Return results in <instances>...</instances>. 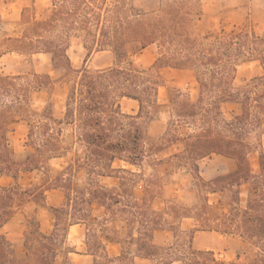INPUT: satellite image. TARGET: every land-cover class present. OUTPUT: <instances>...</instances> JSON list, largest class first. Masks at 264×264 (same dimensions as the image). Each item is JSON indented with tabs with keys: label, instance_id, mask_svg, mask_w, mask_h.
Here are the masks:
<instances>
[{
	"label": "trees",
	"instance_id": "trees-1",
	"mask_svg": "<svg viewBox=\"0 0 264 264\" xmlns=\"http://www.w3.org/2000/svg\"><path fill=\"white\" fill-rule=\"evenodd\" d=\"M111 2L73 0V11L64 12L60 5L30 32L1 42L0 55L48 53L57 76L33 70L0 73V175L15 181L0 187V264H61L74 224L84 225L93 264H136V257L171 264L152 239L168 218H193L199 229L237 242L233 261L190 248L186 264H264V32L256 34L250 25L203 31L200 0H166L143 11H132L125 0ZM61 20L85 31L88 52L111 51L112 63L74 68L67 55L71 35L53 31ZM149 46L156 48L154 61L147 70L135 68L131 56ZM251 61L259 63L261 75L236 85V67ZM171 70L191 74L198 87L195 100L171 83ZM163 85L166 101L160 102ZM42 93L44 105L38 109L34 103ZM123 99L136 101L137 111H122ZM221 103H235L239 111L227 119ZM161 116L166 126L157 134L152 123ZM19 121L26 123L27 140L24 156L17 158L9 133ZM175 146L180 147L158 157ZM65 154L70 155L66 164L51 173L48 161ZM212 154L230 158L234 167L204 180L198 162ZM161 166L194 172L196 203L180 207L153 201L156 183L148 170ZM32 171L38 180L21 187L18 174ZM105 176L118 178L120 190L101 184ZM137 176H147L140 201L126 187ZM47 190L57 192L55 205H46ZM208 194H217V201L209 203ZM27 201L44 208L49 228L41 231L36 216H26L24 256L19 258L2 229ZM109 244L118 246L116 254L108 252Z\"/></svg>",
	"mask_w": 264,
	"mask_h": 264
},
{
	"label": "rangeland",
	"instance_id": "rangeland-1",
	"mask_svg": "<svg viewBox=\"0 0 264 264\" xmlns=\"http://www.w3.org/2000/svg\"><path fill=\"white\" fill-rule=\"evenodd\" d=\"M63 1V2H60ZM73 0H0V22L2 20H10L16 22L15 34H25L31 31L32 27L38 22L51 17L57 7L61 5L64 12L73 11ZM99 3L105 2V6H110L112 0H95ZM166 0H125L128 7L132 11H143L151 3L153 5L164 3ZM201 15L199 23L205 30H219L221 28H231L232 26L250 25L256 34L264 32V0H200ZM55 5H57L55 7ZM60 9V10H61ZM67 18L69 15L63 14ZM5 27V26H3ZM53 31L60 35H71L70 48L67 50L68 55L73 57L71 65L74 68H81L85 65L89 69H96L107 66L113 61V54L109 50L92 49L87 51L84 48V42L87 41L85 31L79 29L77 25H72L66 20H61L53 26ZM3 33L0 34V45L4 39ZM89 47L92 44H88ZM2 51V46H0ZM156 56L155 46L139 51L131 56V64L140 70H147L152 64ZM27 55L17 54L15 52H6L0 58V73L15 74L19 72H27L28 61ZM50 55H48L49 59ZM35 70L46 71L52 78L57 73L52 70L51 64L37 63L38 57L34 56ZM262 68L257 61L241 63L236 67L235 84L241 85L248 83L253 77L259 76ZM171 83L186 93L192 100L196 99L198 87L191 74L179 70H171L169 73ZM167 86L163 85L158 89V98L160 102L166 101ZM45 93L34 105L41 109L44 105ZM124 112L135 113L137 111V103L132 100L123 99L120 103ZM222 114L229 119L239 111V106L235 103H221ZM55 113L61 115L59 103H56ZM166 126V118L161 116L152 123V128L157 134H161ZM184 132V131H183ZM10 142L16 157L25 154V142L27 140V126L23 121H19L14 131L9 133ZM262 145L264 146V136L262 137ZM180 146H175L171 150L158 157L168 155L171 151H175ZM70 155L51 159L48 161V169L51 173L60 170L69 159ZM250 163L252 167L256 166V153L250 154ZM122 166L130 168L134 172H138V167L127 163H121ZM234 167L231 159L212 154L203 158L198 162L199 175L204 180H209L218 174L230 171ZM153 175L156 183L153 191V201L159 205L175 204L180 207L190 206L197 202L196 192L194 189L195 179L192 177L193 171L189 168L181 166L176 169H170L167 166H161L157 169L148 170ZM118 175H122L119 173ZM144 178L147 176L134 177V181H129L126 185L127 189L133 192L134 200L140 201L145 195ZM38 180V173L20 172L17 177V183L21 187L31 185ZM11 176L0 175V187H6L14 184ZM101 184L115 191H119V179L111 176L102 177ZM47 200L52 203L55 193H48ZM209 203L217 201V194L207 195ZM34 205L28 202L23 206L12 221L3 227L5 238L11 244L15 256H24V246L22 231L26 225L25 217L33 214ZM95 212H93L94 214ZM37 217L40 221L42 231H47L49 223L46 211L42 208L37 209ZM204 231V232H202ZM84 225L78 224L69 228L65 247L69 252L61 258V264H93V258L87 254L84 244ZM154 242L159 246V255L170 260L171 264H186V260L190 255V248L208 250L213 253L215 259L219 261H233L236 258L237 242L227 235L219 232L201 230L199 223L193 218L172 219L168 218L167 225L164 229L154 233ZM110 254H116L118 246L109 244L107 246ZM157 262L156 259H136V264H152Z\"/></svg>",
	"mask_w": 264,
	"mask_h": 264
},
{
	"label": "crops",
	"instance_id": "crops-1",
	"mask_svg": "<svg viewBox=\"0 0 264 264\" xmlns=\"http://www.w3.org/2000/svg\"><path fill=\"white\" fill-rule=\"evenodd\" d=\"M3 26H5V27H3ZM16 26H17V23L16 22H11L10 20H2L1 22H0V34H2L3 33V35L4 36H12V35H15V30H16ZM70 48V47H69ZM68 48V49H69ZM67 49V50H68ZM146 49V48H145ZM144 50V49H143ZM4 54L5 53H3V54H1L0 55V58L1 57H3L4 56ZM48 53H43V52H38V53H34V54H31V55H27L28 57H27V61H28V63H29V65H28V70H27V72H30L31 70H33V71H35V72H42V73H47L46 71H37V70H35V60L33 59V57L34 56H36V57H38V61H37V63H42V64H51V60H50V57H49V59H48ZM67 55H68V53H67ZM68 57H69V60H70V63H72V60H73V57H72V60H71V57L68 55ZM85 66V65H84ZM52 67V66H51ZM53 70V69H52ZM27 72H19V73H27ZM19 73H15V74H19ZM133 101V100H132ZM134 102H136V101H134ZM137 103V102H136ZM137 107H138V104H137ZM172 152V151H171ZM170 152V153H171ZM24 156V155H23ZM23 156H20V157H23ZM222 156V155H221ZM16 157V156H15ZM20 157H17V158H20ZM225 157V156H224ZM230 159V158H229ZM16 182H17V180H16ZM15 183V182H14ZM52 192H54L55 193V196H54V200H53V202L52 203H49L48 202V200H47V194L48 193H52ZM56 198H57V192L56 191H54V190H47L46 192H45V200H46V205H48V206H50V205H55L56 204ZM28 202H31L35 207H34V209H33V211H32V213L36 216V218H37V220L39 221V219H38V217H37V209L38 208H42V209H44L43 207H41V206H38V205H36L34 202H32V201H27L23 206H25ZM22 206V207H23ZM18 213V212H17ZM16 213V214H17ZM16 214L14 215V216H16ZM14 218V217H13ZM12 218V219H13ZM12 219H11V221H12ZM47 220H48V217H47ZM11 221H9L7 224H5L4 226H7ZM49 223V222H48ZM39 224H40V221H39ZM75 225H78V224H74V225H71L70 227H72V226H75ZM3 226V227H4ZM40 229H41V226H40ZM161 229H159V230H155L154 232H153V236H152V239H153V242H154V233L155 232H157V231H160ZM42 231V230H41ZM48 231V230H47ZM47 231H43V232H47ZM202 232H204V231H202ZM84 234V233H83ZM155 243V242H154ZM156 244V243H155ZM13 249V248H12ZM196 249V248H195ZM203 250V249H202ZM13 252H14V250H13ZM15 254V253H14ZM136 259H144V258H138V257H136L135 259H134V261H135V263H136Z\"/></svg>",
	"mask_w": 264,
	"mask_h": 264
}]
</instances>
